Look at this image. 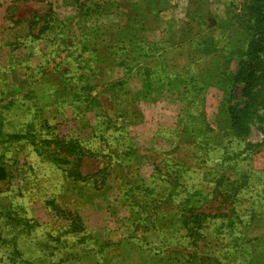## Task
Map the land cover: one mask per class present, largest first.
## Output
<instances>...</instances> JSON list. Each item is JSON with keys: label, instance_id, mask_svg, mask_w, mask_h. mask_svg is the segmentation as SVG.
Segmentation results:
<instances>
[{"label": "rangeland", "instance_id": "1", "mask_svg": "<svg viewBox=\"0 0 264 264\" xmlns=\"http://www.w3.org/2000/svg\"><path fill=\"white\" fill-rule=\"evenodd\" d=\"M0 169V264H264V4L0 0Z\"/></svg>", "mask_w": 264, "mask_h": 264}, {"label": "trees", "instance_id": "2", "mask_svg": "<svg viewBox=\"0 0 264 264\" xmlns=\"http://www.w3.org/2000/svg\"><path fill=\"white\" fill-rule=\"evenodd\" d=\"M255 1H260V4L261 3H263L264 4V0H255ZM261 10V9H260ZM258 14H259V10L258 11H256L255 12V14L253 15V17H252V19L250 20H248V21H246L245 23L247 24V26H251L252 27V29H256V27L258 26V24H259V17H258ZM246 42L247 43H243V42H240L237 46H235V49H233V54H237V55H235V59L238 61V62H243V58H244V60H246L248 57H249V55L252 53L251 51H252V48H253V43H252V41H248V39L246 38ZM215 43H211L210 45H209V47L207 48L208 49V53H211V52H214L215 51ZM229 47V46H228ZM228 47H221V48H219V49H217V51L216 52H218L219 54L221 53V54H223L224 53V51L226 50V48H228ZM212 48H214L212 51H210ZM230 51L227 53V54H225V55H228V56H230ZM222 75L224 76V77H226V78H230L229 77V74H224V72L222 73ZM5 172H4V170H1L0 169V179H4L5 178Z\"/></svg>", "mask_w": 264, "mask_h": 264}]
</instances>
